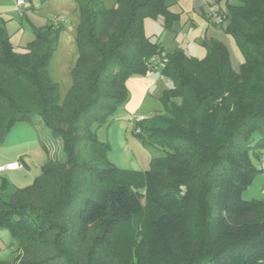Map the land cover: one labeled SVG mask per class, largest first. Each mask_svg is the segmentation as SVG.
I'll return each mask as SVG.
<instances>
[{
    "label": "trees",
    "instance_id": "obj_1",
    "mask_svg": "<svg viewBox=\"0 0 264 264\" xmlns=\"http://www.w3.org/2000/svg\"><path fill=\"white\" fill-rule=\"evenodd\" d=\"M172 1L77 0L79 55L63 100L48 66L65 26L36 28L24 51L0 27V140L27 121L58 137L63 154L50 155L31 185L5 179L0 188V228L20 240L10 264H264V198L243 196L257 171L252 154L264 157V0L222 13L243 56L238 71L218 39L198 58L146 34L148 17L163 16L166 29L180 19ZM158 69L172 82L164 109L133 132L165 154L149 169H121L94 126L129 100L130 77ZM150 206L147 253L118 252L112 237Z\"/></svg>",
    "mask_w": 264,
    "mask_h": 264
},
{
    "label": "crops",
    "instance_id": "obj_2",
    "mask_svg": "<svg viewBox=\"0 0 264 264\" xmlns=\"http://www.w3.org/2000/svg\"><path fill=\"white\" fill-rule=\"evenodd\" d=\"M34 1L26 0L24 6L20 8L16 0H0V27L5 29L10 39L12 38L10 33L13 31L22 28L28 29V31L23 30L24 35L21 43L26 41L23 44L24 46L15 44L11 39L12 44L19 51H24L28 44L35 39L34 32L36 28L45 26L48 23V18L40 16V12H37L39 10ZM240 3L241 0H173L171 9L180 13V19L174 22L172 29L164 28L163 16L156 19L148 17L144 22L145 32L148 36L158 38L165 51L171 52L179 47L187 54L198 58L204 57L207 53L204 45L206 39H218L228 47L232 66L238 71L243 56L238 51L233 37L224 29L228 21H224L223 24L215 23L208 17V12L214 10L226 13L230 4ZM113 4L114 2L110 6ZM76 12V19L78 20L81 18L78 3ZM66 18V27L70 31L74 30L73 25L70 23V17ZM8 19L10 22H7ZM76 19L74 20L77 21ZM32 27H34V32ZM127 85L130 90V98L119 107V112L117 111L114 114L113 121L107 127H102L105 140H101L107 142L110 146L108 155L112 163H116L115 165H119L120 167H118L124 170L143 171L149 169L152 159L148 161L145 157L140 158L132 149L134 138L132 139L129 136V132L134 134L132 121L135 122L137 117L147 118L163 111V109H160V96L163 90L171 85H168L159 69L150 71L145 75L132 76L129 78ZM149 99H152V101ZM40 143V138L33 140L30 142L31 149H35L36 153L40 152ZM28 151L33 150H27V153ZM21 155H23V152H16L0 162V166L11 162L21 164L17 169L0 172V174L5 173L10 178L12 184L10 183L9 187L11 188H23L31 185L36 177L34 174H30L27 169V167L29 168L27 160L19 159ZM49 158L50 156L47 153L44 160L48 161Z\"/></svg>",
    "mask_w": 264,
    "mask_h": 264
},
{
    "label": "rangeland",
    "instance_id": "obj_3",
    "mask_svg": "<svg viewBox=\"0 0 264 264\" xmlns=\"http://www.w3.org/2000/svg\"><path fill=\"white\" fill-rule=\"evenodd\" d=\"M103 1L108 6H110L112 2H114L113 0ZM34 2L37 5V9L39 10L37 12H40V16L42 15L43 17H47L48 22H50V20L55 17L66 16L70 17V23L74 27V30L70 31L65 26V28L60 32L57 47L53 52L52 59L48 66L51 78L55 82L59 83V93L61 99L63 100V98L66 96L71 86L73 85V69L76 66L79 55L77 34L81 18H79L78 20L76 19L77 0H35ZM74 19H76L77 21H75ZM7 22H10L9 19L7 20ZM32 29L34 32V27H32ZM23 30L28 31V29L22 28L13 32L11 31L12 33H10L12 34V41L17 45H23L26 42L23 41V43H21L24 35ZM164 78L166 79L168 85L172 84L171 80L168 77ZM149 100L152 101V99ZM160 109H164L162 102L160 104ZM132 123L133 125L135 124L134 121H132ZM104 126L107 127L108 124L94 126L96 135L100 140H105V133L102 130V127ZM129 136L132 139L134 138L135 142L132 140V143L134 144L132 146V149H134V152L138 157H145L149 161L153 158L161 157L165 154L162 148L154 145L153 143H144L140 136H137L133 133L131 134V132H129ZM39 138L41 141V147L40 152L36 153L35 149H31L30 142L35 139L38 140ZM44 142L47 144L50 153L46 148L43 147ZM27 150L33 151H28L27 153ZM16 152H23V155H21L19 159L24 161L27 160L26 162L29 164V168L27 167V169L30 171V174H34L35 176L40 174L42 166L47 162L44 160L46 159L47 153L54 159L63 160L62 146L59 138L52 136L49 133L48 129L43 125L34 126L27 121L17 122L14 127L6 134L4 139L0 140V162L7 159L8 156ZM252 160L253 165L257 171L250 183L244 189L243 196L245 199H263L264 169L262 168L261 160L254 154H252ZM148 168H151V163ZM5 179L8 180L9 184H12L10 178L5 173H1L0 188L3 186V182ZM139 191L141 193H145L146 188L141 187L139 188ZM156 213L157 209L153 206H150L145 214L135 218L131 222L121 227L117 235L115 237H112V239L110 240L113 244L112 247L116 249L118 248V252H132L133 254L136 252L137 247H141L142 249H140L142 250V252L144 254L147 253V245L145 243L146 240L143 244H141L140 242L143 237L147 236L150 232L151 221ZM19 246L20 240L13 234V232L9 228H0L1 262L8 264L13 263L19 254Z\"/></svg>",
    "mask_w": 264,
    "mask_h": 264
},
{
    "label": "built area",
    "instance_id": "obj_4",
    "mask_svg": "<svg viewBox=\"0 0 264 264\" xmlns=\"http://www.w3.org/2000/svg\"><path fill=\"white\" fill-rule=\"evenodd\" d=\"M17 5L22 8L26 2V0H16ZM208 17L215 23H219V24H223L224 23V18L222 16V13L219 11H214L211 10L210 12H208ZM50 22H52L54 25L58 26V25H64L66 26L67 24V18L65 16H58L53 18L52 20H50ZM71 28V27H70ZM154 63H158V59L156 57H153L151 59ZM162 65V64H161ZM143 117H137L136 121H141L143 120ZM139 131V128L137 129ZM262 163V168L264 169V157L261 160ZM21 166V164L19 162H11L8 163L5 166H0V172L4 171V170H12V169H17Z\"/></svg>",
    "mask_w": 264,
    "mask_h": 264
}]
</instances>
